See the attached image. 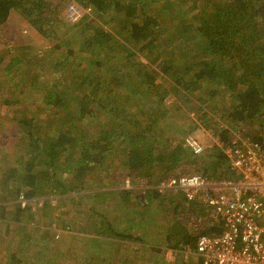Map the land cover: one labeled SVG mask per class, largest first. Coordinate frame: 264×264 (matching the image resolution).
<instances>
[{
    "label": "trees",
    "instance_id": "trees-1",
    "mask_svg": "<svg viewBox=\"0 0 264 264\" xmlns=\"http://www.w3.org/2000/svg\"><path fill=\"white\" fill-rule=\"evenodd\" d=\"M77 1L92 11L69 22L50 0H0V105L12 106L5 117L16 123L9 128L10 141L0 145V156L13 158L6 162L3 157L1 164L0 204L14 201L17 214L40 203L56 219L49 226L53 234L32 230L26 234L31 249L7 259L15 264H105V257L92 260L94 249L67 260L51 249L77 222L72 231L122 237L112 227L119 214L113 221L108 216L102 191L108 187L115 200L123 203L130 194L139 206L163 202L169 194L170 226L182 225L175 220L178 212L184 219L179 239L166 236L169 261L191 254L183 264H201L193 252L196 236L220 228L203 220L204 203L187 202L180 192L160 194L155 187L193 170L231 178L224 148L234 132L242 130L250 141L264 136V0ZM11 12L50 43L47 49L28 54L22 47L8 48L1 30ZM10 51L14 57L2 65ZM45 67L50 77L40 81ZM15 77L8 87L5 80ZM25 88L40 96L35 113L28 110ZM197 127L217 136L199 154L184 142ZM185 167L192 169L184 173ZM96 177L109 185L85 190ZM20 195L27 200L23 208L17 203Z\"/></svg>",
    "mask_w": 264,
    "mask_h": 264
},
{
    "label": "built area",
    "instance_id": "built-area-1",
    "mask_svg": "<svg viewBox=\"0 0 264 264\" xmlns=\"http://www.w3.org/2000/svg\"><path fill=\"white\" fill-rule=\"evenodd\" d=\"M91 11L89 5L67 0L64 16L73 22ZM184 142L195 153L204 151L191 133L185 134ZM224 152L233 177L210 178L192 172L163 179L155 188L160 194L180 192L187 202L204 203L205 222L220 228L218 233L196 236L193 252L201 264H264V136L250 141L237 135ZM124 186H130L128 178ZM147 202L148 195L142 205ZM17 203L23 208L27 200L20 195Z\"/></svg>",
    "mask_w": 264,
    "mask_h": 264
},
{
    "label": "crops",
    "instance_id": "crops-1",
    "mask_svg": "<svg viewBox=\"0 0 264 264\" xmlns=\"http://www.w3.org/2000/svg\"><path fill=\"white\" fill-rule=\"evenodd\" d=\"M13 16L19 17L17 13L11 12L7 20ZM7 20L6 24H8ZM27 26L28 27H25L24 25V28L26 29L25 31L31 37H34L36 32L28 24ZM215 139H217V136H215ZM104 185L107 186L105 181ZM142 188L143 187H140L139 189ZM139 189L136 192L137 194L141 192ZM102 191H105V203H107L108 216L110 220L113 221L114 216L119 214L118 220L113 222L112 227L114 228L115 233L117 232L116 234H119L122 237L118 240H116L117 237L112 236L93 237L91 232L83 229L80 230L81 232L76 233L72 230H74V228L79 224V222H77V224L73 226V229L70 230V232L75 233L74 236L71 234L68 236L67 233H65V236L63 237L62 234L59 239V245L52 251H54L56 255L60 254V258L65 260L76 256L82 257L83 250L93 252L94 249V254H97L95 257H97L98 260L99 258L102 259V257L106 258V261H104L105 264H142L144 262L153 264L154 261L158 263V256L165 250L166 253L169 252L168 245L166 243V238L170 234L168 213L169 194L164 195L165 199L163 202L156 200L149 202L150 204H148V206H139L130 194L128 198L123 200V203H120V198H116V200L114 199L115 193L111 191V188L107 187ZM171 194L173 196L176 195L177 192ZM0 195H2V191H0ZM5 202V204H0L1 206H5V208L0 206V264H5L4 260L12 257V253H15V257H17V255L23 257L21 253L25 250L31 249L28 248L29 240L26 238V234H31L32 230H37V233L41 232L43 235H50V233H54L50 230V227H48L47 224H44L46 223V220L43 219L45 217L44 213L46 212L45 207H43L44 205L41 206L40 203H37L34 206H31V208H35V210H20V212L16 214L13 206L14 201L8 200ZM94 202H97V200H94ZM31 204L33 205V203ZM73 214L74 216H78L77 213ZM85 233L87 235H85ZM80 235L83 236L81 237ZM94 238L100 245L97 242L95 243L94 240H91ZM62 247H64L65 250H62ZM164 253V261L169 260V257H167L166 253ZM128 255L132 258L131 262L125 258ZM160 258L162 261V255H160ZM11 261L13 262L14 260Z\"/></svg>",
    "mask_w": 264,
    "mask_h": 264
},
{
    "label": "rangeland",
    "instance_id": "rangeland-1",
    "mask_svg": "<svg viewBox=\"0 0 264 264\" xmlns=\"http://www.w3.org/2000/svg\"><path fill=\"white\" fill-rule=\"evenodd\" d=\"M50 1L54 5H56V6L58 5V6L61 7L60 8L61 9L60 10L61 11L60 16L63 19L65 5H66V0H50ZM7 21H8V24H6L5 25L6 27H4L3 30H1L2 31L1 33H2V35L6 36V38H7L8 48H12V49L16 50L17 47H22L25 50V52L28 53V52L34 51L36 49H39V48L40 49H47V47L49 46L50 43H48L45 39L41 38L37 33L34 34V37H31L25 31L26 29L24 28V25H25V27H28V26H27L25 20H23L22 17H20V16L19 17L13 16V17H10L9 20H7ZM30 27H32V26H30ZM11 52L12 51L7 52L5 54V58L3 59L4 61H2V65H6L7 62H8V60L11 59L12 57H14L15 54H12ZM32 53H34V52H32ZM28 54L25 56L27 59L30 58V56ZM48 71H49V69L45 67V69L43 70V72L40 74V81H45V80L49 79L50 73H48ZM14 80H17V77H15L13 79L10 78L8 80H5V84H8V87H13ZM22 95H23V97L25 95H27L26 96V100L29 103V106H28L29 112L35 113L37 111L36 110L37 104H34V103L37 100V98L40 97L39 94L32 93V92H30V90L28 88H25L24 91H23V93H22ZM12 109L13 108H12L11 105L7 106V108H4V107H2L0 105V145H1V143L2 144H6L7 142L10 141V139L8 140V137H9V132H8L9 131V128L12 129V128H15L16 127L15 121H12V120L8 119V117H5V114L6 113H10L11 114ZM220 112H221V110L219 111V113ZM34 115L38 116L37 114H34ZM247 131L249 133H252L253 130L252 129H248ZM242 132H243L242 130L237 129L234 132L233 138H235V136H237V135L242 136V134H241ZM191 134L201 143V145L204 147V150H206V147L209 148V146H211L212 144L215 143V135L210 131L209 128L197 127V128H195V130L193 132H191ZM3 157L5 158L4 160L6 162L13 160L11 154H9V153L4 154ZM3 157L0 156V169H1V167L3 165H5V161L3 160ZM1 164H2V166H1ZM185 168H186V170H184V173H186V172H188L189 170L192 169V167H190V169L187 168V167H185ZM2 169H3V167H2ZM197 171L198 170H193L192 172H197ZM102 178L96 177L93 181H90L89 183L86 182L85 190L87 188L88 191H91V189H93V188H91L92 186H95L97 183H99L100 185H102V183L104 184V181L107 183V185H109V182L106 179H104V178L102 179ZM54 203H52V204H54ZM56 203H58V202L56 201ZM52 204H50V205H52ZM68 206H70V205L68 204ZM45 211H46L44 213L45 217L43 218V216H42V218L44 220H46V223H44V224H47V226L49 227V226L52 225V222L54 220L56 221V219H53V212L50 209L47 208V209H45ZM191 215L193 216L194 214H191ZM176 217L177 218L175 220L176 221L177 220H180L182 222V225H183L184 224V219L181 218L182 217V214L180 212H178L176 214ZM202 218H203V220H205V216H202ZM182 225L181 226L178 225V226H170L169 227V233L174 237L175 240L179 237V234H180V232L182 230ZM73 226H75V224H72V225L69 224V229L67 231H70L71 229H73ZM67 231L63 232V235H62L63 237L65 236L64 235L65 233H68ZM173 232H174V234H173ZM76 233H78V232H76ZM60 237H61V235H60ZM75 241H76V239H75ZM44 247H47V246L46 245L39 246L38 248L44 249ZM52 250L53 249H51V251ZM84 252H89V251L83 250L82 253H84ZM164 252L166 253V250ZM164 252H162L160 255H163ZM89 253H91V252H89ZM168 253L169 252L166 253L167 257H169V254ZM160 255L158 256V258L160 257ZM57 256L60 258V254H57ZM92 258H93L92 260H95V258H97V257H92ZM185 258H191V256L190 255L189 256H184V258H183V254L176 255L175 257H173L172 259H170V261L169 260H166L164 262V259H165V255H164V259H162V262L161 263H157L156 261H154L153 264H181V263L183 264V263H186L187 262V260H185ZM87 259H90V258H87ZM11 260H9V259L6 258L4 260L5 261V264H15V262L14 261L12 262ZM63 260H65V259H63ZM96 260H98V259H96Z\"/></svg>",
    "mask_w": 264,
    "mask_h": 264
}]
</instances>
